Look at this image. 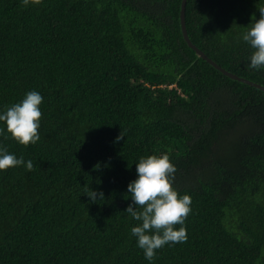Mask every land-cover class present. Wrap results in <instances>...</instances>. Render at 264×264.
<instances>
[{
	"label": "trees",
	"instance_id": "trees-1",
	"mask_svg": "<svg viewBox=\"0 0 264 264\" xmlns=\"http://www.w3.org/2000/svg\"><path fill=\"white\" fill-rule=\"evenodd\" d=\"M181 5L0 0V110L44 93L39 139L0 137L25 157L0 171V264H149L127 185L139 157L161 153L192 203L187 240L158 249L154 264H264V90L188 45ZM253 15L256 0L186 4L191 40L264 85L239 38ZM91 189L104 198L91 201Z\"/></svg>",
	"mask_w": 264,
	"mask_h": 264
},
{
	"label": "clouds",
	"instance_id": "clouds-1",
	"mask_svg": "<svg viewBox=\"0 0 264 264\" xmlns=\"http://www.w3.org/2000/svg\"><path fill=\"white\" fill-rule=\"evenodd\" d=\"M256 8L259 18L253 15L239 38L252 49L248 67L259 71L264 70V0H256ZM43 99L42 90H31L19 102L0 110V137L13 139L22 145L37 141L41 136ZM123 137L121 133L116 140ZM24 164L23 155L17 157L0 142V171ZM134 164L136 177L127 185L131 202L126 212L139 221L131 227V235L135 237L137 247L143 251L144 258L149 264H154L158 249L187 240L185 221L191 212L192 200L189 194L180 195L174 187L177 168L169 154L144 155ZM26 165L33 168L34 159L28 157ZM86 195L93 202L97 201L98 195L99 200L104 198L103 192L98 194L93 189Z\"/></svg>",
	"mask_w": 264,
	"mask_h": 264
},
{
	"label": "water",
	"instance_id": "water-1",
	"mask_svg": "<svg viewBox=\"0 0 264 264\" xmlns=\"http://www.w3.org/2000/svg\"><path fill=\"white\" fill-rule=\"evenodd\" d=\"M186 4H187V0H182V5H181V25H182V32L184 35L185 40L187 41L188 45L194 49L196 51V53L202 57L203 59L207 60L210 64H212L215 68L219 69L222 73H224L225 75L242 81V82H246L248 84L254 85L256 87H259L260 89L264 90V85L257 83L255 81H251L247 78L244 77H240L239 75H237L236 73H233L232 71L224 68L223 66H221L218 62H216L214 59H212L210 56H208V54L206 52H204L202 49H200L190 38L189 34H188V29H187V25H186Z\"/></svg>",
	"mask_w": 264,
	"mask_h": 264
}]
</instances>
